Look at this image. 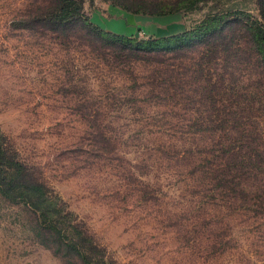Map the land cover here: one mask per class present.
<instances>
[{
	"label": "rangeland",
	"instance_id": "obj_1",
	"mask_svg": "<svg viewBox=\"0 0 264 264\" xmlns=\"http://www.w3.org/2000/svg\"><path fill=\"white\" fill-rule=\"evenodd\" d=\"M45 1L0 0V131L9 149L59 196L106 264H264V217L226 204L205 180L196 158L210 143L186 154L193 130L181 125L203 119L190 110L191 94L180 104L153 82L155 67L173 59H113L82 31L58 37L30 25ZM237 10L260 20L257 0H210L169 16L83 0L92 23L139 42ZM239 72L240 89L253 90ZM184 73L193 83L192 70ZM36 226L31 207L0 193V264H70Z\"/></svg>",
	"mask_w": 264,
	"mask_h": 264
},
{
	"label": "trees",
	"instance_id": "obj_2",
	"mask_svg": "<svg viewBox=\"0 0 264 264\" xmlns=\"http://www.w3.org/2000/svg\"><path fill=\"white\" fill-rule=\"evenodd\" d=\"M110 1L135 15L169 16L194 11L210 0ZM257 4L260 20L244 11L219 12L182 34L148 42L95 25L83 14V0H46L30 12V25L58 37L82 31L91 45L109 48L113 59H173L174 66L160 64L152 76L153 82L180 104L191 94L196 106L190 110L203 118L181 125L193 130L189 131L193 141L186 154L192 153L196 141L204 146L210 143L203 157L196 158L203 159L205 180L213 183L212 188L226 204L264 217V0H257ZM243 69L249 73L247 81L255 84L253 90L244 92L239 87L244 83L239 72ZM185 70H192L193 83L185 79ZM187 83L192 85L188 90ZM197 169L194 166L192 173ZM0 193L33 209L37 237L44 245L53 246L55 254L70 257V264H106V258L99 256L101 247L73 222L59 196L9 149L1 131Z\"/></svg>",
	"mask_w": 264,
	"mask_h": 264
}]
</instances>
